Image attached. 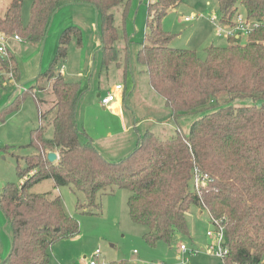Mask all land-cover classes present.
<instances>
[{"label": "trees", "instance_id": "16d2710c", "mask_svg": "<svg viewBox=\"0 0 264 264\" xmlns=\"http://www.w3.org/2000/svg\"><path fill=\"white\" fill-rule=\"evenodd\" d=\"M24 1H9L0 16V34L40 44L59 7L88 4L97 11L102 64L114 61L127 70V48L116 46L122 36L126 42V36L114 24L113 9L120 10L123 24L131 0H30L25 23ZM178 2L149 1L147 31L136 59L174 122L198 115L188 131L177 127L174 133L159 135L147 129L116 156H105L78 122V81L67 80L60 72L71 38L81 37L76 26H67L49 67L35 80L45 79L54 96L47 111L39 110V119L45 122L30 130L28 146L35 152L24 157V167H17L20 182H7L0 191V210L11 228L9 250L0 264H48L52 244L77 235L78 221L65 211L59 195L30 191L46 179L56 188L81 191L85 202L77 204L79 212L91 213L108 187L112 192L129 191L130 220L147 227L143 238L150 246L170 244L176 232L188 233L186 213L190 205L198 206L212 224L216 220L224 224L227 264H264V0H216L222 24L233 25L235 14L243 12L259 26L246 36H227L226 45L207 46L204 59L194 49L169 46L173 36L162 29L161 18ZM8 64L17 77L15 57L6 47V53H0V69L10 73ZM35 86L12 98L4 109L16 108ZM237 99L250 101L236 106ZM35 102L38 107L42 103L36 97ZM49 151L57 152L56 162L47 159ZM194 169L208 176L199 194L190 186Z\"/></svg>", "mask_w": 264, "mask_h": 264}, {"label": "rangeland", "instance_id": "374dc122", "mask_svg": "<svg viewBox=\"0 0 264 264\" xmlns=\"http://www.w3.org/2000/svg\"><path fill=\"white\" fill-rule=\"evenodd\" d=\"M149 1L131 0L123 24L120 10L113 9L114 24L120 33L124 30L126 36V42L121 35L122 37L119 38L116 45L119 49L127 48L126 71H124L123 65H117L114 61L107 65L102 64L101 45L97 44L100 43L97 28L91 21L96 15L95 10H88L87 7L79 3L75 5L67 3L53 13L41 53L40 48L35 47L36 44L20 40H16V43L13 42L12 49L14 51L12 54L19 68L18 76L20 78L17 80L14 76L10 64L8 65L12 76L0 69V191L7 182L17 184L20 182L17 167H24V157L35 152L32 147L28 146L30 130L45 122L44 120L40 121L39 110L47 111L54 100L50 85L45 79L37 82L36 78H33L27 82L23 77L30 75L37 53L39 54L36 72L30 77L46 71L59 45L60 33L67 26H76L81 37L80 40L75 37L71 38L66 58L60 66V70L63 69L65 79L79 83L81 96L78 110L80 122L84 125L86 132L102 151L128 141L127 137L135 138L137 133L133 130V133L130 131V136L126 135L124 138L111 136L112 139L105 140L107 135L103 131V125L113 127V123L107 113L108 109L99 108L94 88L99 84L101 92L106 93L116 82L121 83L122 86L125 84L126 94L134 88L127 103L123 104L127 118L129 115L127 108H130L129 105L133 103V100L140 103L148 101L145 99L147 97L145 92L142 91L143 76L140 71H143V67L137 62L136 52L147 31V4ZM178 1L161 18L162 29L173 36L169 46L178 49H194L197 56L204 59V49L207 46L227 44V36L224 33H219L211 21L212 16L217 18L220 16L216 0ZM8 2L9 0H0V16L4 15L6 11L4 8ZM29 5L30 0H25L22 5V21L24 23L28 20ZM192 12H195L197 17L185 20L184 17L190 16ZM11 40L14 39L11 38L6 43V47L10 50L8 44ZM241 40L244 41V38ZM120 45L124 46L120 48ZM131 71L136 73V77L132 75ZM89 83L93 85L91 88L88 86ZM33 85H36L34 93L24 95L16 108L13 110L10 107L4 109L12 98ZM146 86L148 84L143 90H147ZM35 97L43 101L39 107L35 102ZM247 101L250 100L237 99L233 104L236 106L245 105ZM77 119L79 122V115ZM150 125V128L159 135L162 133L166 135L165 131H170L168 127ZM50 132L51 129H47L46 135H49ZM171 133L174 131L172 130ZM111 151L115 152L117 148ZM106 155L114 157L113 154ZM106 190L98 195V205L91 207L89 209L91 213H88L77 210V204H83L85 197L81 191H75L71 186L56 188L51 179H46L30 188L33 193H42L48 196L59 195L65 211L78 221L79 231L76 236L61 238L52 244L49 249L48 264H88L91 259H97L94 254L96 249L101 252L97 259L99 264H108L111 261H124V264H221L218 257L207 253L208 245L215 241V238L206 235L207 230L214 229L206 211L200 213L195 205H190L186 213L188 233L176 232L170 244L160 241L155 246H150L143 238L147 227L130 220L126 204L130 192L125 189H115L112 192L109 187ZM10 229V226L6 227V220L0 210V259L8 253V232ZM179 243L186 246V253L180 251Z\"/></svg>", "mask_w": 264, "mask_h": 264}, {"label": "crops", "instance_id": "0c3cea01", "mask_svg": "<svg viewBox=\"0 0 264 264\" xmlns=\"http://www.w3.org/2000/svg\"><path fill=\"white\" fill-rule=\"evenodd\" d=\"M8 3H7V5H8ZM72 4L75 5L76 3H72ZM7 5L5 6L4 9L7 8ZM81 5H84V7H87L88 10L93 9V11H94V8L91 5H88V4H81ZM194 13L195 12H192L191 15L194 14ZM95 17H94V19H91V21L93 22V24L97 28L98 19H95ZM146 28H147V26H146ZM11 41H10V43L8 45L10 46L11 51L13 52L14 50L12 49V46L14 44L13 42H15L16 40H13L12 42ZM41 44L42 43L36 44L35 47H37V49H38V48H40ZM97 44H100V43H97ZM123 46L120 45V48L123 47ZM38 54L39 53H37V55L34 58V62H33V65H32V71L30 72V75H26L25 77H23L24 81L30 80L32 78H36L38 76V75L37 76L35 75L33 77H30V76L34 75L35 72H36ZM121 56H122V54H121ZM143 71H140V72H142L141 75L143 76V78H142L143 89L145 88L146 84H148V86H146L147 90H143L142 89V91L145 92V95L147 96L145 99H147L148 101L140 103V102H138L136 100H133L132 101L133 103H131V105H129L130 108H127V110L129 111V115H127L128 118L126 117V114L124 112L123 104L127 103V99H129V97L132 95V93L134 91V88L130 90V92L128 93L129 95H128V94H126L127 91H126V88H125V84H123V86L121 85V89L117 90V92H116V100L111 103V110H109L108 108H105L100 103V99H101V97H104L114 85L121 84V83H118V82L114 83V85L111 86V88L109 90H107L106 93L101 92L99 84H97L96 87L94 88L95 95L98 98L99 108L102 109V110L103 109H108L107 113L110 115V117L112 119V123H113V127L110 126V125H103V131L107 135V137H106L107 139H105V140L109 141L110 139H112V138H110L111 136H113V138H120V137L124 138V137H126V135L130 136L129 133H130V131L132 132L133 130L136 131V133H137L135 138L129 139V137H127L128 141L123 142L121 144H117V145H115L113 147L111 146L110 148L103 149V151L98 148L105 156H107L106 154H113L112 156H116L121 150H124L132 142H134L136 140L137 136L140 133H143L147 129L152 130V131L155 132L154 129L150 128L151 127L150 124L158 125V126H162V127H168L170 129V131H168V132L165 131L166 134H171L172 130L176 131V129H178V128L186 133L188 131L189 125L191 124L193 119L198 116V115L181 116V117H179L177 119V122L172 123V121H174V120H173V117L171 115L170 108L166 105L164 98H162L160 95H158L152 89V87L149 85V79H148L147 72H145L144 69H143ZM18 72H19V68H18ZM60 72L62 73V75L64 74L63 73L64 72L63 69L60 70ZM131 73H132L133 76L135 75V77H136V73L135 72L133 73L131 71ZM16 78L18 80L20 78V76L17 75ZM88 86H90V88H91L93 85H91L89 83ZM78 115H79V123L82 124L80 122L81 120H80V112H79V110H78ZM78 115H77V117H78ZM82 126L84 127L83 124H82ZM84 129H85V127H84ZM85 131H86V129H85ZM91 139H92V137H91ZM92 141H93V139H92ZM116 148H117V151H115V152L111 151V150H114ZM57 159H58V157H57ZM53 185H54V183H53ZM196 207L199 209L200 213L204 211L201 208H199L198 206H196ZM100 253L101 252H99L98 254L94 253L95 257L97 259L99 258ZM97 262H98V260H97Z\"/></svg>", "mask_w": 264, "mask_h": 264}, {"label": "built area", "instance_id": "2783aa9c", "mask_svg": "<svg viewBox=\"0 0 264 264\" xmlns=\"http://www.w3.org/2000/svg\"><path fill=\"white\" fill-rule=\"evenodd\" d=\"M193 17H197L196 13L184 17L185 20L192 19ZM211 21L215 24L216 29L219 33H224L226 36L236 35L238 37L239 34L248 35L255 27L259 26V23L255 20L248 18L243 12H238L235 14V18L233 21V25H225L222 24L219 18L212 16ZM13 38L14 40H20L18 35H14L13 37H5L3 34H0V53H6V43L9 39ZM8 39V40H7ZM10 76L11 72L9 73ZM121 89V84L114 85L110 91L104 96L101 97L100 103L105 107L111 110V103L116 100V92ZM208 178L207 174H201L194 169V174L191 179V187L194 192L199 194L200 188L203 186L205 180ZM214 229L207 230L206 235L209 237H214L215 241L211 242L208 245L207 253L218 257L221 260V264H227L225 262V257L228 254V248L224 246V224L220 221H215ZM178 248L183 253L187 252V248L184 244L180 243ZM100 251L97 249L95 254H98ZM88 264H99L97 260L92 259L88 262ZM231 264H239L237 262H233Z\"/></svg>", "mask_w": 264, "mask_h": 264}, {"label": "water", "instance_id": "95a60500", "mask_svg": "<svg viewBox=\"0 0 264 264\" xmlns=\"http://www.w3.org/2000/svg\"><path fill=\"white\" fill-rule=\"evenodd\" d=\"M94 10H95V19H97V11H96V8L94 7ZM48 27H49V25H48ZM47 30H48V28H47ZM43 42H44V39H43V41H42V44H41V47H40V53L42 52V48H43ZM33 79V78H32ZM32 79H30V80H32ZM30 80H28V81H30ZM27 81V82H28ZM57 157H58V155H57V153L56 152H54V151H49L48 153H47V159L50 161V162H55L56 160H57Z\"/></svg>", "mask_w": 264, "mask_h": 264}]
</instances>
